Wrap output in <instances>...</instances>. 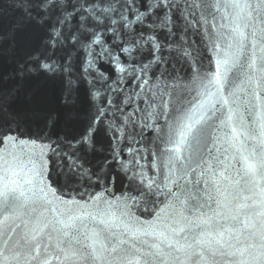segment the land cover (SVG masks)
<instances>
[{"label":"snow or ice","instance_id":"snow-or-ice-1","mask_svg":"<svg viewBox=\"0 0 264 264\" xmlns=\"http://www.w3.org/2000/svg\"><path fill=\"white\" fill-rule=\"evenodd\" d=\"M85 82L37 179L7 146L80 122ZM0 149V264H264V0H0Z\"/></svg>","mask_w":264,"mask_h":264},{"label":"water","instance_id":"water-1","mask_svg":"<svg viewBox=\"0 0 264 264\" xmlns=\"http://www.w3.org/2000/svg\"><path fill=\"white\" fill-rule=\"evenodd\" d=\"M8 3V0H5V4ZM9 16L12 15L11 9H5ZM190 39H195L199 47L201 49V57H200V63L202 64L203 68L207 70L211 63V69L212 71H215V62L213 58V54L209 52L206 48V41H201L199 36L190 37ZM100 70L104 71L106 74H110L113 79L117 78V73H115L113 66L109 65L107 62L100 61L98 62ZM127 67V65H124ZM179 67V65H178ZM83 72V68L80 70ZM182 74L186 73L189 77L192 75V69L188 65H184L183 69L181 70ZM92 77H86V81L90 80ZM111 83V81L109 82ZM97 88H100V84L96 85ZM90 88V85L85 82L84 85L81 87V91L79 94V101H78V108L81 112V120L77 124H75L72 128H66L64 125H60L56 129H51L50 127H43L42 125L37 126L36 124H33L30 126V129H22L21 133V140L16 145H8L7 149L9 152H11L15 157L16 161L18 162L23 170L30 171L33 173V175L36 176L37 179H39L38 173L40 171V161L41 158L39 157V149L41 147V140H43L44 143H48L49 141H63V138L67 136H75L78 135L80 132L86 130L88 125V116L95 112V108L97 105H99L100 100L99 98L93 99L88 94V89ZM121 88L125 94L130 92L132 90V85H127L122 82ZM104 90L101 89V92ZM135 107V105H133ZM143 107V105H141ZM138 131V129H137ZM128 132L131 133L132 129L129 127ZM135 139H139V137H135ZM35 140L36 143L33 144L32 141ZM121 148L124 149L122 158L125 160L131 159V156L129 155L127 149L129 147L136 148L138 145L134 142V140L130 137L128 140H125L121 143ZM47 151V149H45ZM35 153V155H34ZM3 150L0 149V155H3ZM143 155V153H142ZM10 160L12 157H8ZM2 163V161H0ZM142 164L145 165L146 169L147 166L151 164V160H142ZM54 167V166H53ZM113 174L117 175V179L114 183V185H109L111 187L112 191L109 195V198L119 197L122 192H125L129 187V182L126 177L119 174V169L117 165H113L112 169ZM131 173H129L130 175ZM152 174V173H150ZM56 172H52V181H53V187L57 188L59 187L56 183ZM48 181H45L47 183ZM101 189L99 187H89V188H81L80 193H75V195L79 196L80 194H83L85 196V199L87 198L88 192H98ZM58 194H63V190L60 191Z\"/></svg>","mask_w":264,"mask_h":264}]
</instances>
